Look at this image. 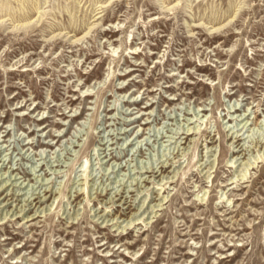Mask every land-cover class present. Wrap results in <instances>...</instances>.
<instances>
[{
  "label": "rangeland",
  "instance_id": "obj_1",
  "mask_svg": "<svg viewBox=\"0 0 264 264\" xmlns=\"http://www.w3.org/2000/svg\"><path fill=\"white\" fill-rule=\"evenodd\" d=\"M0 264H264V0H0Z\"/></svg>",
  "mask_w": 264,
  "mask_h": 264
},
{
  "label": "bare ground",
  "instance_id": "obj_2",
  "mask_svg": "<svg viewBox=\"0 0 264 264\" xmlns=\"http://www.w3.org/2000/svg\"><path fill=\"white\" fill-rule=\"evenodd\" d=\"M28 207V206H27Z\"/></svg>",
  "mask_w": 264,
  "mask_h": 264
}]
</instances>
